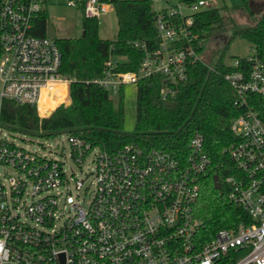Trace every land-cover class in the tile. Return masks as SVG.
<instances>
[{
    "label": "built area",
    "instance_id": "2783aa9c",
    "mask_svg": "<svg viewBox=\"0 0 264 264\" xmlns=\"http://www.w3.org/2000/svg\"><path fill=\"white\" fill-rule=\"evenodd\" d=\"M44 1L0 0V103L38 111L42 96L69 86L53 38L31 34ZM146 1L155 6L154 47L132 42L142 53L134 72H116V62L124 60L109 51L101 76L90 81L110 96L152 76L161 79L162 98L173 96L186 81L187 63L199 61L193 17L210 9V0ZM78 3L88 19L113 9L100 0L65 5L78 10ZM242 60L223 63L237 113L229 124L234 140L223 149L230 169L217 176L242 221L205 238L194 206L210 160L197 131L183 160L131 144L106 152L66 135L75 165L95 151L94 193L83 207V181L68 179L62 161L13 145L0 124V264H264V62L254 49Z\"/></svg>",
    "mask_w": 264,
    "mask_h": 264
},
{
    "label": "trees",
    "instance_id": "16d2710c",
    "mask_svg": "<svg viewBox=\"0 0 264 264\" xmlns=\"http://www.w3.org/2000/svg\"><path fill=\"white\" fill-rule=\"evenodd\" d=\"M83 2V0H80ZM111 4L116 23L115 39L104 40L97 35V19L82 18L83 36L76 38H53L60 53L59 73L69 82L68 106H59L47 118H38L34 108L16 106L9 101L0 103V124L8 132L27 135L42 134L49 138L60 133L77 136L91 147L113 152L123 145H136L144 151H163L183 160L193 131L203 137L202 150L210 160L199 182V195L194 206V215L201 222V229L210 238L218 229H228L243 220V212L226 199L223 188L212 187V176L222 177L230 169V162L223 149L234 140L229 132L230 121L237 110L232 102V89L223 81V74L230 68L221 58L212 70L200 61L186 65V81L177 87L173 96L162 98L161 79L158 76L139 80L134 93V129L123 131V88L112 98L106 90L90 81L99 78L109 51L124 61L116 62V72H134L142 57L132 42L145 43L147 50L156 41L153 29L154 12L146 0H100ZM194 2L196 0H186ZM254 0H242L249 9ZM258 5L264 7L263 1ZM250 10V9H249ZM48 20L41 11L33 21L31 34L45 37ZM220 10L210 8L193 17L192 33L203 40L211 32L222 28ZM228 25L234 23L229 20ZM247 41L258 59L264 62V12L251 26L234 29L232 38ZM243 61L244 58H237ZM59 96L51 101L41 98L40 115L47 114L51 107L63 99L64 88L58 86Z\"/></svg>",
    "mask_w": 264,
    "mask_h": 264
},
{
    "label": "rangeland",
    "instance_id": "374dc122",
    "mask_svg": "<svg viewBox=\"0 0 264 264\" xmlns=\"http://www.w3.org/2000/svg\"><path fill=\"white\" fill-rule=\"evenodd\" d=\"M264 0H254L249 9L242 6V0H210L211 8L220 10L223 18L222 28L210 33L203 40H200L201 49L197 55L198 60L205 66L212 68L219 58L224 64L231 65L237 58L250 57L253 54V47L245 40L240 38H232L234 29L245 28L253 25L264 12V7L258 4ZM66 0H45L43 10L48 22L53 27L55 32L54 38H76L82 30V18L78 10L67 7ZM155 9V6L152 7ZM229 20L234 23L233 27L228 25ZM116 33L115 15L113 9L107 10V13L101 15L97 19V35L100 39L114 40ZM64 90L63 99L53 105L45 116L40 115L37 110L36 116L40 118L49 117L59 106H68L70 103L68 88ZM134 93L133 85H126L122 90L123 95V131L131 133L134 129ZM51 94L47 96V100L53 101L59 96ZM114 98L115 96H111ZM45 99V98H44ZM46 100V99H45ZM27 135L18 132L9 133L7 139L15 146L28 151L35 152L37 155L54 161H62L63 171L68 179L73 177L83 181V187L78 192L80 206L85 207L91 200L94 193L91 172L93 170L90 156L86 157L82 164L75 165L70 155L69 144L65 133H60L55 136L44 138L38 135ZM13 172L9 170L8 174ZM72 173V176L70 174ZM64 212V211H63Z\"/></svg>",
    "mask_w": 264,
    "mask_h": 264
},
{
    "label": "water",
    "instance_id": "95a60500",
    "mask_svg": "<svg viewBox=\"0 0 264 264\" xmlns=\"http://www.w3.org/2000/svg\"><path fill=\"white\" fill-rule=\"evenodd\" d=\"M45 35H46L47 38H54V36H55V32L53 30V27L51 26V24L49 22L46 25ZM80 35L83 36V31L82 30H81ZM217 179L218 178H217L216 175L212 176V187L215 190L219 189V183H218Z\"/></svg>",
    "mask_w": 264,
    "mask_h": 264
},
{
    "label": "crops",
    "instance_id": "0c3cea01",
    "mask_svg": "<svg viewBox=\"0 0 264 264\" xmlns=\"http://www.w3.org/2000/svg\"><path fill=\"white\" fill-rule=\"evenodd\" d=\"M66 93H67V90H66ZM52 94H57V93H56V91H55V92H54V93H52Z\"/></svg>",
    "mask_w": 264,
    "mask_h": 264
},
{
    "label": "bare ground",
    "instance_id": "6f19581e",
    "mask_svg": "<svg viewBox=\"0 0 264 264\" xmlns=\"http://www.w3.org/2000/svg\"><path fill=\"white\" fill-rule=\"evenodd\" d=\"M42 97H43V96H42ZM42 97H41V98H42Z\"/></svg>",
    "mask_w": 264,
    "mask_h": 264
}]
</instances>
